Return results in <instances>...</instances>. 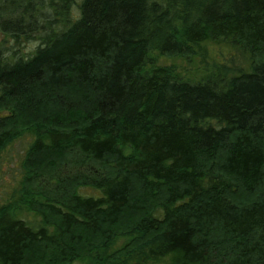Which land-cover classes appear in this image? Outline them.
I'll return each instance as SVG.
<instances>
[{
  "label": "trees",
  "instance_id": "16d2710c",
  "mask_svg": "<svg viewBox=\"0 0 264 264\" xmlns=\"http://www.w3.org/2000/svg\"><path fill=\"white\" fill-rule=\"evenodd\" d=\"M0 32L38 40L0 47V264H264V0H0Z\"/></svg>",
  "mask_w": 264,
  "mask_h": 264
},
{
  "label": "rangeland",
  "instance_id": "374dc122",
  "mask_svg": "<svg viewBox=\"0 0 264 264\" xmlns=\"http://www.w3.org/2000/svg\"><path fill=\"white\" fill-rule=\"evenodd\" d=\"M79 2V0H75ZM75 6V5H74ZM22 41V40H21ZM37 38L31 37L28 41L23 40L21 43L16 44V41L12 39L9 35L3 34L0 32V47L13 48L15 52L19 55H27L33 51L34 47L37 45ZM228 47L222 45H209L207 46L206 55L202 56L199 49L194 46L193 50L185 53H173V54H160L158 52H152L151 62L148 63L145 68L149 69L151 67H156L161 64H167L174 67V73L180 78L189 80V81H202L213 73V62L221 61L227 58L229 55ZM27 143V137L17 141L9 150L6 155V161L10 164H5L3 166V171L0 173V203L3 201V198L7 195V191L15 184L13 182L14 173L16 171L17 164L14 162L17 160V157L21 155L23 147ZM16 166V167H15ZM255 195H247V193H242L239 191L238 194L234 195L232 198L239 204H244L254 198ZM238 199V200H237ZM21 215L26 218L33 219V212H24L21 211ZM35 217V216H34ZM32 218V219H31ZM36 247L31 251L30 255L36 254ZM48 258L54 256V254H48ZM73 264H80L74 262ZM143 264H168V260L162 259L158 263H143Z\"/></svg>",
  "mask_w": 264,
  "mask_h": 264
}]
</instances>
